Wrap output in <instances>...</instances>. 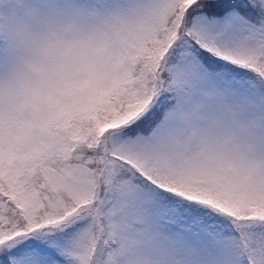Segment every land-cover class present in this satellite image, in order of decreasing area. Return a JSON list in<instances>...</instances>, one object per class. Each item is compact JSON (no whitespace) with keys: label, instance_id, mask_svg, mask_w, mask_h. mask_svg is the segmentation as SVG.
<instances>
[{"label":"snow or ice","instance_id":"snow-or-ice-1","mask_svg":"<svg viewBox=\"0 0 264 264\" xmlns=\"http://www.w3.org/2000/svg\"><path fill=\"white\" fill-rule=\"evenodd\" d=\"M73 7L94 52L0 94V264H264V0Z\"/></svg>","mask_w":264,"mask_h":264},{"label":"clouds","instance_id":"clouds-1","mask_svg":"<svg viewBox=\"0 0 264 264\" xmlns=\"http://www.w3.org/2000/svg\"><path fill=\"white\" fill-rule=\"evenodd\" d=\"M75 0H0V44L17 56L13 82L0 78V94L12 87L23 99L90 56L100 42L93 22Z\"/></svg>","mask_w":264,"mask_h":264}]
</instances>
